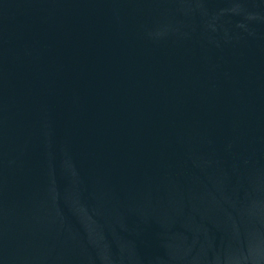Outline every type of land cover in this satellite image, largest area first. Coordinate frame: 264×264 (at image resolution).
<instances>
[{"label":"water","instance_id":"obj_1","mask_svg":"<svg viewBox=\"0 0 264 264\" xmlns=\"http://www.w3.org/2000/svg\"><path fill=\"white\" fill-rule=\"evenodd\" d=\"M0 264H264V0H0Z\"/></svg>","mask_w":264,"mask_h":264}]
</instances>
